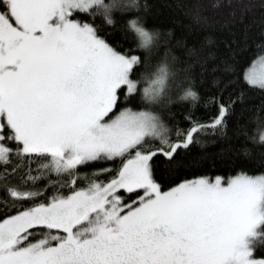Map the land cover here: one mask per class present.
<instances>
[{"label":"snow or ice","instance_id":"obj_1","mask_svg":"<svg viewBox=\"0 0 264 264\" xmlns=\"http://www.w3.org/2000/svg\"><path fill=\"white\" fill-rule=\"evenodd\" d=\"M147 7L0 0V264H264V172L181 178L177 159L226 137L250 90L264 109V41L246 69L213 65L203 96L187 57L215 53L166 47L153 68L160 30L117 19ZM119 27L130 47L106 38Z\"/></svg>","mask_w":264,"mask_h":264},{"label":"trees","instance_id":"obj_2","mask_svg":"<svg viewBox=\"0 0 264 264\" xmlns=\"http://www.w3.org/2000/svg\"><path fill=\"white\" fill-rule=\"evenodd\" d=\"M138 2L141 5L147 4V9L133 10L128 14L117 13V19L123 26L130 15H142L146 26L160 30V35L154 42V48L158 46V52L153 56V68L166 47H171L182 57L185 56L188 47L202 48L203 50L199 52L201 58L209 51L215 53V58L207 59L203 65L197 57H187L196 61L193 66L195 87L203 96H209L216 91L212 80L218 73L212 71L213 65L220 64L223 58H229L237 63H243L246 69L261 55L258 45L264 41V7L261 6L260 0H138ZM197 12L199 20L195 18ZM169 29L171 39L165 44L162 41L168 35ZM105 35L109 42L117 47L121 45L130 47L133 43V39L124 38L122 27L113 31L106 28ZM206 38H211L212 43H207ZM178 40L184 42V47L177 46ZM144 86L145 83L142 81L140 87ZM261 99L258 89L250 90V98L243 104L239 101L235 104V112L229 120L226 137L207 136L203 146L194 145L190 151L181 153L177 158L182 162L178 173L181 178L201 174L210 177L230 176L240 170L249 174L264 172V145L260 142V136L264 134V109L253 107L259 106ZM184 107L187 108L188 105L185 104ZM176 108L179 109L180 105H176ZM196 112L200 117H210L212 114V110L202 104L197 106ZM177 115L182 117L179 111ZM237 122L246 127L237 129ZM157 163V171L166 182L168 177L165 174L166 165L163 158Z\"/></svg>","mask_w":264,"mask_h":264}]
</instances>
